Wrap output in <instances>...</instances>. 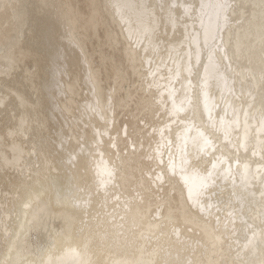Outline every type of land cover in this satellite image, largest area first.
Returning <instances> with one entry per match:
<instances>
[{"label":"bare ground","instance_id":"6f19581e","mask_svg":"<svg viewBox=\"0 0 264 264\" xmlns=\"http://www.w3.org/2000/svg\"><path fill=\"white\" fill-rule=\"evenodd\" d=\"M41 2L42 0H0V68L5 63L3 59L6 54L5 44L18 28L27 29L28 36H32L33 31L39 34L55 29L57 45L61 52V69L57 71L56 66L51 63L45 67L42 103L46 117L44 113L41 114L42 117L46 122H50L53 134H67L65 148L69 150L76 148L79 140L80 144L87 145L94 151L97 161L103 159L108 162L111 159L112 162L119 164L117 155L126 154L128 163L126 169L119 172L117 178L107 185L106 189H101L97 193L93 186L90 193H80L85 199L91 200L87 215L84 217L87 224L77 221L67 235H57L59 229L56 226L62 223L57 215L54 219L46 220V229L30 230L33 215L44 208L50 199L53 201L52 210H60L55 208V198L51 193H45L40 202L33 203L29 208L23 206L29 191H40V185L35 183L36 176L33 175L31 180L27 177L29 170L33 174L37 171L36 165L41 161L27 155L31 150L27 134L16 137L8 135L12 131L9 125H19L20 117L17 115L12 119L14 109L11 107L8 109V115H3L5 109L0 106V157L7 154L11 158L13 141L24 153L16 167H0V221L8 225L10 233H20L16 249L11 253L12 259H16L19 251L20 260L27 264L36 259L34 251L37 245L43 244L48 249L44 258L47 259L50 255L53 264H135L139 261H158L159 264H164L165 261H175L177 257L186 264L188 261L194 264H212L213 261L225 257L229 260L235 259L237 249L242 248L249 239L253 240L258 248L264 247L261 244L259 227L261 215H264V152H262L264 129L261 128L259 120L261 107L259 95L254 92L255 99L249 95L247 79L249 69L254 68L258 72L260 65L258 46L251 63L247 56L238 62L229 59L223 61L225 68L231 64V69L226 73L227 85L223 80L209 78L206 89L208 109L215 120L223 119L228 129L227 138L223 130L216 131L220 139L215 147L220 151L210 155L201 152L200 156H196L193 141L188 140L187 145H184L182 133L176 130V124L166 127L160 120L151 118L150 113L151 122L157 129L164 127L163 139L159 131L155 140L143 136L140 128L136 126V106L132 104L130 94L131 97H139L141 101L145 97L150 100L155 94L161 112L164 111V107L160 102L167 101L168 108H171L172 99L169 93L182 95L180 78L189 75L186 70L190 55L187 33L200 32L201 44L203 43L199 20L195 24L192 20H187V33L183 21L173 29L168 23V10H161L159 7L173 0H121L130 5L156 6L152 17L143 18L134 7L127 9L130 17L128 23H122L113 9L105 7L111 0H50L53 4L66 3L74 10L73 23L69 27L63 17H58L54 10H49L47 15L41 13L35 7ZM175 2L183 3L184 0ZM237 2L248 3L249 0ZM6 3H23L27 6L23 10L22 25L12 9L3 7ZM92 4L98 7L90 8L89 5ZM172 14L182 16L183 9H172ZM257 23H253L254 29ZM231 27V33L227 29L222 32L224 44L234 47L239 39L242 45H247L245 33L249 29V24L244 23L241 26L233 17ZM145 28L156 29L154 33H149L154 43L158 45L155 50L143 37L142 44L135 42L134 34L143 32ZM130 35L133 38H130ZM74 40L79 41V46L73 43ZM195 50V45H192L191 52L194 53ZM204 63H207L205 53H201L200 65L197 64L195 55H192L191 64L194 69L199 68L201 76L204 73L202 67ZM90 68L96 72L98 81L96 88L88 81ZM19 77V68L10 70L8 75L0 73V81L17 86ZM192 79L195 80L194 75ZM25 84L27 87L21 86L20 91L22 93L26 91L35 99L33 85L27 81ZM184 84L187 86L186 80ZM109 95L112 100L111 108L105 99ZM204 103L205 96L201 95V111L204 109ZM17 108L19 113L26 115V109L19 107L18 102ZM207 116L208 113L205 112V120ZM125 126L128 130L127 138ZM45 134L47 135V129ZM67 137H71V140L68 141ZM5 140L8 142L7 150ZM133 141L136 143L133 144ZM149 143L153 150L159 144L165 165L169 162V153L173 154L176 169L173 179L176 181H180L182 167L186 168L190 163L199 162L200 169L207 167L212 170V163L215 162L213 156L223 161L226 171L230 170L228 192L235 186L243 193V203L234 196L231 206L224 204L220 212L213 210L211 218H204L209 221L210 228L218 229L219 233H226L223 237L226 241L223 254L219 248L213 250L203 230L204 220L198 217H193L191 222L185 223L183 215L181 216L178 226L181 229L183 244L176 243L175 236L169 241L159 230L150 228V223L155 224L157 221L152 220L148 214L149 202H152L154 209L159 201L152 195L155 192L153 184L155 177L149 180V176L151 169H156V165L160 163V159L153 162L147 159V155L142 156V153H149ZM188 152L191 156L185 159ZM220 166L217 165V170ZM20 168L24 169L23 176L19 172ZM92 175L95 176V173ZM75 182L72 173L64 174L65 187ZM179 187H183L182 181ZM174 195L179 201L178 191ZM223 198L225 201L228 200L227 192ZM161 214L167 215L166 207H161ZM154 215L155 211L152 212V216ZM217 216L220 218L219 224ZM249 225L255 227L257 234L254 238L253 227ZM166 231L171 230L169 228ZM4 239L0 230V259L9 255L7 249L11 240L6 245ZM11 239H15V236L13 235ZM229 244L231 249L228 247Z\"/></svg>","mask_w":264,"mask_h":264},{"label":"snow or ice","instance_id":"6c2138e0","mask_svg":"<svg viewBox=\"0 0 264 264\" xmlns=\"http://www.w3.org/2000/svg\"><path fill=\"white\" fill-rule=\"evenodd\" d=\"M3 7L12 9L21 25L23 24V10L27 7L25 4L6 3ZM35 7L45 15L49 14V10H54L58 17H63L69 27L73 23L74 10L66 3L53 4L50 0H42ZM89 7L95 9L98 6L92 4ZM105 7L113 9L122 23H128L130 17L126 11L127 9L134 7L138 15L143 18L144 16L152 17L156 6L151 4L130 5L121 2V0H111ZM159 7L161 10H168V23L173 29L178 27L183 21V26L187 33V20H192L193 24L199 20L203 33V43L201 44L200 32L187 33L186 40L189 44L190 55L186 70L189 75L180 78L182 95H174L173 92L169 93V97L172 99L170 109L167 106V101H163L160 102L164 107V111L161 112V107L156 100L155 94L152 95L150 100L145 97L143 101L139 97H131L130 94L131 102L136 106V126L140 128L142 135L155 140L157 131H159L163 139L164 127L157 129L151 122V118H155L160 120L166 127L176 124V130L182 133L181 138L184 141V145H187L188 140L193 141L196 156H200L201 152L204 155H210L220 151L219 148L215 147L216 142L220 139L216 135V131L223 130L225 138H227L228 129L224 125L223 119L215 120L208 109L206 99L208 80L212 77L217 80H223L225 85H227L226 73L231 69V64L225 68L223 61L229 59L232 62H238L241 58L247 56L251 63L252 57L256 55L257 46L260 57L259 69L258 72L254 68L249 69L247 79L249 95L253 96V99L256 98L254 92L259 95L261 104L259 120L261 128L264 129V0H249L248 3L237 2V0H215V2H212V0H184L183 3H176L173 0L171 3L161 4ZM175 8H182L183 15L174 16L172 9ZM233 17L236 23L241 26L244 23L249 24V29L245 33V38L248 40L247 45H242L239 39L234 47L224 44L222 32L227 29L231 33ZM206 19L207 23H205ZM254 22H258L255 29L253 28ZM155 30V28H145L143 32L135 33V42L142 44L141 37H143L144 40H147L148 45L155 50L158 45L154 43L149 35V33H154ZM130 38H133V36L130 35ZM218 40L220 43H217ZM73 43L79 46L78 40H74ZM192 45H195L196 50L194 53L191 52ZM5 52L6 54L3 57L5 63L0 68V73L8 75L10 70L20 69L19 86L0 81V106L5 109L3 115L7 116L8 109L11 107L14 109L12 119H15L17 115L20 117L19 125H9L12 127V131L8 135L16 137L17 135L27 134V139L31 144V150L27 155L30 157L34 156L41 161V163L36 165L37 171L33 174L29 170L27 177V179L31 180L33 175L36 176L35 183L40 185V191H29L23 206L29 208L33 203L40 202L41 197L45 193H51L55 198V208L60 210H52L53 201L50 199L44 208H41L38 213L33 215V220L30 222V230L32 228L46 229V220L54 219L58 215L62 223L56 226L59 229L57 235H67L77 221L81 224H87L84 217L87 215L91 200L90 198L85 199L80 193H90L93 186L97 193L101 189H106V186L117 178V174L126 169L128 157L126 154L124 156L117 155V159L120 161L119 164L112 162L111 159L108 162L103 161V159L97 161L94 151L87 145L80 144L79 140H77L76 148L69 150L65 148V137L67 134H53L50 122H46V119L42 117L41 114L44 113L42 96L45 67L51 63L56 66L57 71L61 69V52L57 45V32L55 29L40 32L39 34L33 31L32 36H28L27 29L18 28L17 32L8 38L5 44ZM201 53H205L207 57V63L202 64L204 69L203 76H201L199 68L194 69L191 64L192 55H195L197 64H201ZM176 75L179 76V73ZM193 75L195 80L192 79ZM185 80L187 81V86L184 84ZM25 81L33 85L35 99L26 91L23 93L20 91L21 86L27 87ZM88 81L94 88L98 86L95 69H89ZM189 92H191V95H189ZM201 95L205 96L203 111L200 108ZM105 99L108 107L111 108V95L105 97ZM17 102L19 107L26 109V115L19 113ZM244 103H247V101H244ZM28 109H31V111H27ZM205 112L208 113L207 120H205ZM247 115L254 114L247 113ZM44 116L46 117V113H44ZM181 126L183 127L181 128ZM46 129L47 135L45 134ZM124 132L127 138V126L124 127ZM67 139L70 141L71 137H67ZM135 143L136 141H133V144ZM127 146L126 143L125 147ZM7 148L8 142L5 140V149L7 150ZM11 152V158L7 154L0 157V160H2L0 167H16L18 165L19 159L24 153L15 141L11 144ZM262 152H264V145H262ZM143 155H147V159L153 162L160 159V163L156 165V169H151V175L149 176V180L155 177L153 180L155 192L152 195L159 201V203L155 204L154 209L152 202H149L148 214L152 217V220L157 221L155 224L150 223V228L159 230L160 234L166 235L169 241H171L172 236H175V242L183 244L181 229L178 226L181 216L183 215L185 223L191 222L193 217H198L204 220L205 226L203 230L208 236L213 250L215 251L219 248L220 253L223 254L226 243L223 237L226 233H219L218 229L210 228L209 221L204 218H211L213 210L217 213L220 212L221 206L224 204L231 206L232 197L234 196L240 203H243V193H240L235 186H233L231 192H228L230 170H225L223 161L219 157L213 156L215 162L212 163V170L207 167L200 169L199 162L190 163L186 168L182 167L180 181L183 182V187H179L180 181L173 179L176 175V169L172 153H169V162L166 165L162 159L163 154L160 152L159 144L153 150L149 143V153H142ZM190 156V152L186 153L185 159ZM161 165L164 166L161 167ZM217 165H221L219 170H217ZM19 172L23 176L24 169L20 168ZM68 172L73 174L76 182L69 183L65 187L64 174ZM93 173H95V176L92 175ZM169 173H171V176H169ZM177 191L179 193V201L176 200L174 195ZM226 192L229 197L227 201L223 198ZM162 206L167 208L166 216L161 214ZM69 209L72 211H69ZM153 211H155L154 216H152ZM260 219L261 244L264 245V215H261ZM216 220L217 224H219V216L216 217ZM249 227L253 226L249 225ZM169 228L171 231H166ZM0 230H2L6 245L11 240L7 249L9 255L0 259V264H25L19 258V251H17L16 259L11 257V253L16 249L20 233H10L8 225L3 221H0ZM256 234L255 227H253V238ZM13 235L15 239H11ZM228 247L231 249L230 244ZM47 251V247L43 244L37 245L34 251L36 259L27 262V264H53L50 255L47 259L44 258ZM135 264H159V262L139 261L135 262ZM164 264H186V262L177 257L175 261H165ZM187 264H194V262L188 261ZM212 264H264V247L258 248L253 243V240L249 239L242 248L237 249L235 259L229 260V258L225 257L219 261H213Z\"/></svg>","mask_w":264,"mask_h":264}]
</instances>
